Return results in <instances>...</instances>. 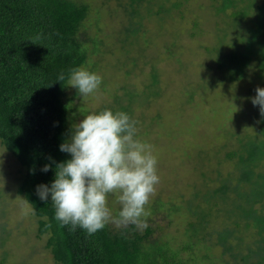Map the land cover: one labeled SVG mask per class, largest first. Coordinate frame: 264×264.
Listing matches in <instances>:
<instances>
[{
	"label": "rangeland",
	"instance_id": "1",
	"mask_svg": "<svg viewBox=\"0 0 264 264\" xmlns=\"http://www.w3.org/2000/svg\"><path fill=\"white\" fill-rule=\"evenodd\" d=\"M81 1L101 23L95 25L90 17L85 21L81 33L96 36L91 41L86 34L83 42L95 52L90 50L82 66L98 73L101 83L94 94L83 98L69 86L67 97H73L69 102L74 105L70 122L81 118L80 111L107 107L126 112L127 100L138 138L152 146L156 157L159 180L145 205L146 225L165 228L159 240L181 254V264H226L216 239L203 243L186 230L191 218L182 207L205 190L203 173L214 179L211 169L216 164L237 177L235 151L258 136L263 126L259 105L248 98L257 86L264 87V76H254L250 68L241 73L230 62L217 69L223 59L221 46L241 52L244 45L238 40L241 33L249 34L250 25L230 18L234 24L217 27V0ZM230 151L234 157L227 160ZM259 168L264 174V157ZM20 169L0 142V264H56L45 245L47 234L36 237L37 217L17 193ZM107 200L113 210L119 207L111 194ZM173 208L177 209L170 211ZM245 234L242 240L248 239ZM217 237L225 238L224 233Z\"/></svg>",
	"mask_w": 264,
	"mask_h": 264
},
{
	"label": "trees",
	"instance_id": "2",
	"mask_svg": "<svg viewBox=\"0 0 264 264\" xmlns=\"http://www.w3.org/2000/svg\"><path fill=\"white\" fill-rule=\"evenodd\" d=\"M218 1L216 26L222 30L241 20L237 24L248 23L251 34L241 33V52H228L221 46L223 59L217 69L230 62L241 73L250 68L254 76L263 78L264 0L257 5L260 0ZM90 12L81 0H0V142L21 166L17 193L37 217L36 237L47 234L45 245L56 264H181V254L159 240L165 229L160 225L147 224L141 230L132 224L119 228L106 224L86 235L79 227L70 231L68 225L61 226L53 218L51 202L41 201L35 194L37 184H47L53 178L52 162L69 158L58 149L68 135L74 110L69 102L73 97H67L66 77L69 68L86 64L90 50L95 52L84 45L87 31L81 33L88 17L99 24ZM89 34L87 40L92 41L96 35ZM60 72L65 79L57 81ZM129 104L124 101L126 112ZM258 133L235 151L237 177L216 164L211 169L214 179L203 173L207 186L194 194L196 204L191 206L189 200L188 206L183 203L182 207L184 214L188 213L186 218H191L186 230L203 243L216 239L226 264H231L230 259L235 264H264V174L259 168L264 157V121ZM226 156L227 160L234 157L232 151ZM45 163L51 166L41 171ZM254 175L261 178L256 180ZM220 233L224 239L217 237ZM244 233L248 239L242 240ZM254 236L257 239L252 242Z\"/></svg>",
	"mask_w": 264,
	"mask_h": 264
},
{
	"label": "clouds",
	"instance_id": "3",
	"mask_svg": "<svg viewBox=\"0 0 264 264\" xmlns=\"http://www.w3.org/2000/svg\"><path fill=\"white\" fill-rule=\"evenodd\" d=\"M64 79V72L58 73L57 81ZM66 81L83 98L96 92L101 77L88 67L75 66L68 69ZM254 91L248 99L259 105L264 118V87ZM80 116L58 145L69 158L52 162L53 178L37 184L35 194L51 202L53 218L70 231L79 227L92 235L109 223L142 230L148 215L145 205L159 180L152 146L138 138L137 122L125 111L104 107L80 111ZM50 166L45 163L40 170ZM109 194L119 205L115 210L108 205Z\"/></svg>",
	"mask_w": 264,
	"mask_h": 264
}]
</instances>
